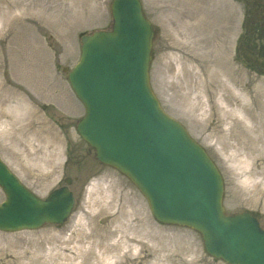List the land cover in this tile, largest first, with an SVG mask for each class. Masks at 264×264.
<instances>
[{
	"label": "water",
	"instance_id": "95a60500",
	"mask_svg": "<svg viewBox=\"0 0 264 264\" xmlns=\"http://www.w3.org/2000/svg\"><path fill=\"white\" fill-rule=\"evenodd\" d=\"M111 32L83 38L69 79L87 109L78 132L100 162L126 175L157 221L202 234L205 250L229 264H264V231L251 215L227 216L223 181L204 150L161 109L149 85L153 28L138 0H115ZM71 184V180H66ZM0 229L63 223L73 207L68 188L42 201L0 161Z\"/></svg>",
	"mask_w": 264,
	"mask_h": 264
},
{
	"label": "bare ground",
	"instance_id": "6f19581e",
	"mask_svg": "<svg viewBox=\"0 0 264 264\" xmlns=\"http://www.w3.org/2000/svg\"><path fill=\"white\" fill-rule=\"evenodd\" d=\"M158 9L163 14L173 11L175 15L173 19H163L172 41L167 47L169 62L160 80L163 94L170 93L169 101L187 109L195 119L205 117L208 124L205 122L204 130L209 131L208 139L214 141L218 154L239 174V184L253 187L257 204H264L263 87L254 85L232 63L228 29L214 32L195 0H183L172 8L160 1ZM37 10L42 24L54 27L55 20L56 24H63L53 15H64V0H0V37L6 34L11 38L10 50L17 51L21 41L30 51L27 40ZM21 17L27 26L23 29L25 34H17L16 22L22 21ZM38 41L41 55L45 49ZM35 66L27 58H18L14 73L19 81L37 91L41 78L36 77ZM28 102L22 93L6 87L0 79V125L11 126V146L23 148L22 156L33 162L29 169L40 172L52 167L59 138L48 128L37 127V113L34 116ZM20 110L30 119L17 128L24 119L18 116ZM1 134H6L5 130ZM126 200L130 201V195ZM124 213L121 212L122 219L114 216L88 232L75 228L68 238L45 235L40 241L12 242L9 245L29 244L18 251L0 253V264H200L197 259L186 260L195 254L187 240L158 231L140 211L129 214L137 215L132 222L123 219L128 217Z\"/></svg>",
	"mask_w": 264,
	"mask_h": 264
},
{
	"label": "rangeland",
	"instance_id": "374dc122",
	"mask_svg": "<svg viewBox=\"0 0 264 264\" xmlns=\"http://www.w3.org/2000/svg\"><path fill=\"white\" fill-rule=\"evenodd\" d=\"M57 1V0H56ZM160 1H166L172 8L183 0H142L144 11L155 27L153 41V61L151 67V85L163 109L176 120L181 122L200 143L211 158L216 162L224 180V207L227 213L234 214L243 211L251 212L259 219L264 228V204H257L253 197V187L239 184V174L231 167L220 154L214 141L208 139L209 131H205V117L195 119L192 114L176 103L169 101V94H163L164 89L160 80L164 67L169 62L167 47L171 45L163 24L164 17L175 18L173 11L163 14L158 9ZM200 5L205 19L209 20L210 28L229 31V58L243 74L260 85L264 90V77L254 73L236 59L237 39L241 33V9L232 0H195ZM113 0H64V15L55 14L63 22L48 27L39 22V11H36L35 22L30 25L31 34L27 43L31 49L19 41L14 44L17 51L9 49L10 37L5 34L0 37V79L6 87L14 88L22 93L29 105L37 113V127H46L58 136V149L53 157L52 167L43 168L40 172L31 168L33 162H27L22 156L23 148L11 146V136L14 134L11 126L0 125V157L10 170L18 176L20 181L38 197L45 199L54 189L64 184L65 178H72L70 190L75 196L73 214L63 226L46 225L37 231H23L17 233L0 231V253L18 251L27 248L29 243L11 244L12 242L40 241L45 235H56L68 238L76 228L77 231L88 232L98 225H105L114 216L122 219L121 212L128 217L126 222H132L137 215H129L135 210L140 211L143 217L152 223L158 231L168 236H176L187 240L194 247L195 254L189 259H197L200 264H226L207 255L204 250L200 234L192 229L161 225L150 211L149 205L140 191L117 170L100 164L94 151L84 142L77 132V124L85 114L82 103L77 99L68 81V73L78 63L81 55V33L91 34L98 30L110 29L112 26L111 5ZM223 6V7H222ZM20 14V12H18ZM203 15V14H202ZM22 21L16 22L18 32L25 34L27 26ZM1 31V30H0ZM213 32V34H214ZM45 49L44 54L38 51L39 40ZM17 40V38H15ZM18 58H27V61L36 64L35 75L41 78L37 91L23 84L15 77V68ZM260 67V68H259ZM259 72H264V66L256 65ZM68 71L65 72L64 70ZM23 110L18 113L24 118L17 128L25 126L30 119ZM206 122V123H205ZM5 130L6 134H1ZM12 133V134H11ZM28 163V164H27ZM30 164V165H29ZM43 173V175H42ZM49 176L48 179L46 177ZM98 183V184H97ZM97 184V185H96ZM96 185V186H94ZM130 195V201L126 200ZM5 200V194L0 187V203ZM124 206L126 208H124ZM80 221V223H79ZM102 223V224H101ZM80 224L79 226H77ZM28 240V241H27ZM16 245L18 247L13 248ZM48 248V246H47ZM16 249V250H15ZM32 251V248L30 249ZM131 264V263H127Z\"/></svg>",
	"mask_w": 264,
	"mask_h": 264
},
{
	"label": "flooded vegetation",
	"instance_id": "af4514ba",
	"mask_svg": "<svg viewBox=\"0 0 264 264\" xmlns=\"http://www.w3.org/2000/svg\"><path fill=\"white\" fill-rule=\"evenodd\" d=\"M242 5L246 11L247 18L250 25L243 26V28H254L256 24L264 26V0H235Z\"/></svg>",
	"mask_w": 264,
	"mask_h": 264
}]
</instances>
